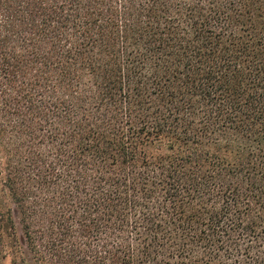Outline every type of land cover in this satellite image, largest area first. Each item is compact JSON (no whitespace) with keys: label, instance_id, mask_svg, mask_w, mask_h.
Listing matches in <instances>:
<instances>
[{"label":"trees","instance_id":"1","mask_svg":"<svg viewBox=\"0 0 264 264\" xmlns=\"http://www.w3.org/2000/svg\"><path fill=\"white\" fill-rule=\"evenodd\" d=\"M0 152V264H264V0H0Z\"/></svg>","mask_w":264,"mask_h":264},{"label":"rangeland","instance_id":"2","mask_svg":"<svg viewBox=\"0 0 264 264\" xmlns=\"http://www.w3.org/2000/svg\"><path fill=\"white\" fill-rule=\"evenodd\" d=\"M2 164H3L2 153L0 152V166ZM14 218H15L16 225H17V228H18V231H19V236L22 239L21 226H20V223H19L18 214H17L16 210H14ZM4 264H11V262L8 260V261L4 262Z\"/></svg>","mask_w":264,"mask_h":264}]
</instances>
